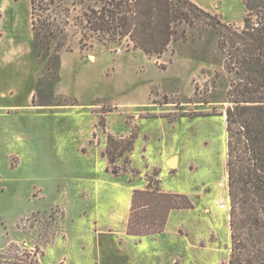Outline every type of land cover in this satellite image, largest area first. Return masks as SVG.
<instances>
[{
  "label": "rangeland",
  "instance_id": "374dc122",
  "mask_svg": "<svg viewBox=\"0 0 264 264\" xmlns=\"http://www.w3.org/2000/svg\"><path fill=\"white\" fill-rule=\"evenodd\" d=\"M213 1L242 23L243 0ZM79 2L64 0L72 24L86 6ZM0 10V264L30 263L33 252L41 264H230L221 112L233 74L215 28L184 25L185 37L161 56L96 35L81 49L78 33L54 81L34 55L31 0H0ZM132 133L116 176L103 155L108 134ZM155 169L164 191L194 206L173 210L154 237L129 235L132 191Z\"/></svg>",
  "mask_w": 264,
  "mask_h": 264
},
{
  "label": "trees",
  "instance_id": "16d2710c",
  "mask_svg": "<svg viewBox=\"0 0 264 264\" xmlns=\"http://www.w3.org/2000/svg\"><path fill=\"white\" fill-rule=\"evenodd\" d=\"M48 1L43 7L44 0H31L33 48L37 60L47 61L46 73L54 81L60 79L61 52L78 33L81 49L96 35L103 43L125 40L148 55L161 56L173 41L185 37L184 25L203 20L215 28L218 45L226 52L224 67L233 74L228 105L221 112L228 132L229 263L264 264V0H244L243 27L222 21L191 0H80L86 6L73 24L64 0ZM51 4L60 8L61 19L48 13ZM254 15L261 20L258 27ZM32 99L34 103L35 95ZM135 140L133 133L128 138L108 134L103 155L114 175H121L124 169L116 162L132 152ZM159 174L155 169L147 174L144 188L133 189L127 234L154 237L165 230L173 210L193 208L187 194L164 191ZM33 255L26 264H41L38 252Z\"/></svg>",
  "mask_w": 264,
  "mask_h": 264
},
{
  "label": "crops",
  "instance_id": "0c3cea01",
  "mask_svg": "<svg viewBox=\"0 0 264 264\" xmlns=\"http://www.w3.org/2000/svg\"><path fill=\"white\" fill-rule=\"evenodd\" d=\"M191 1L195 2L196 4H198V5L201 6L202 8H204V9L210 11V12L213 13V14H218L219 17H220L223 21H225V22H227V23H230V24H234L230 19H227L226 17L222 16V14L219 13V11H220L219 8L216 7V10H215V11L211 9L210 4L212 3L211 5H215V4H214L215 1H213V2H212V0H191ZM243 3H244V6H245V14H246V12H247V8H246L245 1H244V0H243ZM0 11L2 12V10H0ZM2 14H3V13H2ZM245 14H244V16H245ZM244 16H243V21H242L241 24H234V25H236V26H238V27H243V25H244ZM2 17H3V15H2Z\"/></svg>",
  "mask_w": 264,
  "mask_h": 264
},
{
  "label": "bare ground",
  "instance_id": "6f19581e",
  "mask_svg": "<svg viewBox=\"0 0 264 264\" xmlns=\"http://www.w3.org/2000/svg\"><path fill=\"white\" fill-rule=\"evenodd\" d=\"M175 161H176V160H172V161H170V164H172V165L174 166V165H175ZM224 185H225V182H222V186H224ZM220 204H221V207L225 208L224 200H223V199H221Z\"/></svg>",
  "mask_w": 264,
  "mask_h": 264
},
{
  "label": "built area",
  "instance_id": "2783aa9c",
  "mask_svg": "<svg viewBox=\"0 0 264 264\" xmlns=\"http://www.w3.org/2000/svg\"><path fill=\"white\" fill-rule=\"evenodd\" d=\"M260 24H261V23H260L259 21L254 22V26H255V27L260 26Z\"/></svg>",
  "mask_w": 264,
  "mask_h": 264
}]
</instances>
